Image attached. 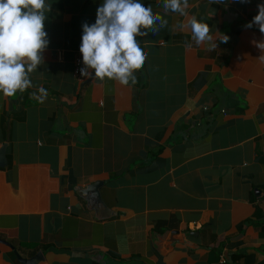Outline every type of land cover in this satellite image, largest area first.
Wrapping results in <instances>:
<instances>
[{"label":"crops","instance_id":"0c3cea01","mask_svg":"<svg viewBox=\"0 0 264 264\" xmlns=\"http://www.w3.org/2000/svg\"><path fill=\"white\" fill-rule=\"evenodd\" d=\"M46 2L33 87L0 92V264H264V34L245 27L264 0H189L214 40L166 15L128 85L73 73L103 0Z\"/></svg>","mask_w":264,"mask_h":264},{"label":"clouds","instance_id":"9594fccd","mask_svg":"<svg viewBox=\"0 0 264 264\" xmlns=\"http://www.w3.org/2000/svg\"><path fill=\"white\" fill-rule=\"evenodd\" d=\"M247 2V0H241ZM163 15L146 6L142 0H103L96 10L95 22L82 24L79 51L84 67L82 77H105L128 85L136 83L135 70L143 67L145 50L137 37L148 32L158 34L165 28L166 15L188 17L186 26L197 46L214 40L211 29L196 14L188 16L189 0H161ZM209 4L223 0H208ZM258 12L245 27L254 25L264 34V3L257 5ZM51 11L46 0H0V92L13 97L17 91L23 93L33 87L31 74L44 63L43 53L49 45L45 20ZM181 28L185 24L179 25ZM143 29V31H142ZM219 40L227 43L229 36L221 34ZM252 43L264 53V40ZM217 44L213 43L212 48ZM264 61V54L258 57ZM91 69H94V76ZM39 95L32 97L43 103L48 96L45 88L39 87Z\"/></svg>","mask_w":264,"mask_h":264},{"label":"water","instance_id":"95a60500","mask_svg":"<svg viewBox=\"0 0 264 264\" xmlns=\"http://www.w3.org/2000/svg\"><path fill=\"white\" fill-rule=\"evenodd\" d=\"M91 72L94 73V69H91ZM3 148L0 150L2 151ZM102 182H95L93 184H89L86 188L82 190L81 193L84 194L86 200H88L89 204L93 205V208L98 209L100 207H106L101 200L99 186ZM18 260L24 264H37L40 260L43 259V256L40 252L34 254L31 258H22L17 254Z\"/></svg>","mask_w":264,"mask_h":264},{"label":"built area","instance_id":"2783aa9c","mask_svg":"<svg viewBox=\"0 0 264 264\" xmlns=\"http://www.w3.org/2000/svg\"><path fill=\"white\" fill-rule=\"evenodd\" d=\"M82 67H84L83 61H82V54L81 52H77L73 58V73L79 77H82L81 72H80V69Z\"/></svg>","mask_w":264,"mask_h":264}]
</instances>
